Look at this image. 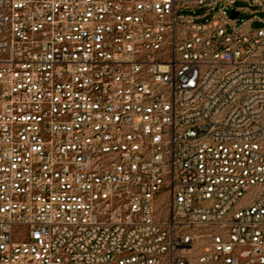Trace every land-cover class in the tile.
Listing matches in <instances>:
<instances>
[{
  "label": "built area",
  "instance_id": "built-area-1",
  "mask_svg": "<svg viewBox=\"0 0 264 264\" xmlns=\"http://www.w3.org/2000/svg\"><path fill=\"white\" fill-rule=\"evenodd\" d=\"M237 1L0 0V264H264Z\"/></svg>",
  "mask_w": 264,
  "mask_h": 264
},
{
  "label": "rangeland",
  "instance_id": "rangeland-1",
  "mask_svg": "<svg viewBox=\"0 0 264 264\" xmlns=\"http://www.w3.org/2000/svg\"><path fill=\"white\" fill-rule=\"evenodd\" d=\"M236 6H238V7H243V8H245V7H248V4L247 3H245V2H238L237 4H236ZM250 10H254L253 8H251ZM204 13V10L203 9H201V10H197L196 11V15H201V14H203ZM254 15H257L258 17H263V15H264V13H261V12H257V13H246V14H241V15H239L238 16V20H237V22L238 23H240L241 21H247V20H249L250 18H253V16ZM264 25L263 24H261V23H259V22H254V23H252L251 25H250V27L251 28H253V29H256V28H261V27H263Z\"/></svg>",
  "mask_w": 264,
  "mask_h": 264
},
{
  "label": "crops",
  "instance_id": "crops-1",
  "mask_svg": "<svg viewBox=\"0 0 264 264\" xmlns=\"http://www.w3.org/2000/svg\"><path fill=\"white\" fill-rule=\"evenodd\" d=\"M238 2H243V1H237L236 3H235V5H234V8H235V10H234V12L236 13V22H237V18H238V16L239 15H241V14H246V13H257L258 11L259 12H261V13H264V8H262V7H258V6H256V5H254V4H248V7H245V8H243V7H238V6H236V4L238 3ZM251 8H253L254 10L252 11V10H250ZM240 9H243V11H240ZM250 19H254V21L252 22V23H254V22H259V23H261V24H263L264 25V15H263V17H258L257 15H254L253 16V18H250ZM249 19V20H250ZM238 23V22H237ZM251 23V24H252ZM264 27V26H263Z\"/></svg>",
  "mask_w": 264,
  "mask_h": 264
},
{
  "label": "water",
  "instance_id": "water-1",
  "mask_svg": "<svg viewBox=\"0 0 264 264\" xmlns=\"http://www.w3.org/2000/svg\"><path fill=\"white\" fill-rule=\"evenodd\" d=\"M230 16H231L232 19H235L236 18V13L234 11H232Z\"/></svg>",
  "mask_w": 264,
  "mask_h": 264
}]
</instances>
